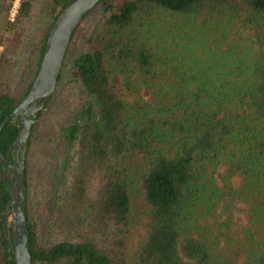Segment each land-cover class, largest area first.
Instances as JSON below:
<instances>
[{
    "label": "trees",
    "instance_id": "obj_1",
    "mask_svg": "<svg viewBox=\"0 0 264 264\" xmlns=\"http://www.w3.org/2000/svg\"><path fill=\"white\" fill-rule=\"evenodd\" d=\"M72 1L20 0L11 19L16 0H0V126ZM93 13L70 72L81 103L59 130L69 151L45 230L30 206L39 122L29 141L32 264H264V0H101L84 20ZM28 58L36 68L21 91ZM18 133L9 120L4 156ZM10 197L0 160L3 264H16Z\"/></svg>",
    "mask_w": 264,
    "mask_h": 264
},
{
    "label": "water",
    "instance_id": "obj_2",
    "mask_svg": "<svg viewBox=\"0 0 264 264\" xmlns=\"http://www.w3.org/2000/svg\"><path fill=\"white\" fill-rule=\"evenodd\" d=\"M100 1L74 0L58 15L49 32L46 50L28 93L0 126V136L5 125L11 119L17 123L19 128L18 136L7 156H4L0 146L3 177L11 194L5 212L4 232L8 240V247L12 249L8 223L9 219L12 218L11 228L16 264H32V255L29 250L26 214L27 187L25 184L26 154L32 129L38 114L45 109L49 98L56 91L73 34ZM12 153L16 154L14 165L9 160ZM11 167L14 168V172L9 174L7 169Z\"/></svg>",
    "mask_w": 264,
    "mask_h": 264
},
{
    "label": "rangeland",
    "instance_id": "obj_3",
    "mask_svg": "<svg viewBox=\"0 0 264 264\" xmlns=\"http://www.w3.org/2000/svg\"><path fill=\"white\" fill-rule=\"evenodd\" d=\"M19 1L16 0L11 9V19H14L17 14ZM98 24L99 16L95 13L89 15L81 23L75 33L74 40L70 44L65 60V80L61 81L60 85H57L51 107L43 113L41 119L37 116L35 123L37 124L39 122L43 129L36 134L30 158V206L32 216L39 215L38 220L42 230L46 229L53 206L54 193L62 176L64 162L69 151L68 143L59 137V130L62 126L73 124L77 120L78 108L81 103L74 91L75 83L73 84L71 80L69 82L70 72L73 68L75 58L81 52L87 50L89 37L95 32ZM1 49L0 47V51ZM35 68L34 60L30 58L26 59L22 75L18 82L19 90L24 91L27 88L33 78ZM120 92H122L121 88ZM12 155L15 161V153H12ZM27 157L28 151L26 154V164ZM46 190L49 191L48 195L45 194ZM34 205H38L37 210L34 209ZM238 220L239 224L245 222L242 215H238ZM12 221V218L8 221L10 227L12 226ZM144 233L143 229H138L135 235V242H138ZM2 253L3 250L0 244V264H3Z\"/></svg>",
    "mask_w": 264,
    "mask_h": 264
},
{
    "label": "flooded vegetation",
    "instance_id": "obj_4",
    "mask_svg": "<svg viewBox=\"0 0 264 264\" xmlns=\"http://www.w3.org/2000/svg\"><path fill=\"white\" fill-rule=\"evenodd\" d=\"M16 155V154H15ZM16 157V156H15ZM13 155L11 154L10 157H9V160H13ZM11 162V161H10ZM13 165L15 164V161L14 162H11ZM8 173L11 174L12 172H14V168L11 167V168H8Z\"/></svg>",
    "mask_w": 264,
    "mask_h": 264
}]
</instances>
